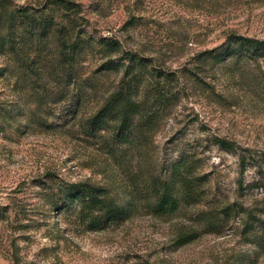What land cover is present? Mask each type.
Instances as JSON below:
<instances>
[{
    "label": "rangeland",
    "instance_id": "374dc122",
    "mask_svg": "<svg viewBox=\"0 0 264 264\" xmlns=\"http://www.w3.org/2000/svg\"><path fill=\"white\" fill-rule=\"evenodd\" d=\"M50 1L0 0V29L19 34L35 26L28 16ZM69 1L83 11L77 32H86V39H117L123 51L147 61L140 95L159 81L171 97L170 109L147 141L125 154L87 140L69 113L61 120L49 117L54 130L0 133V264H264V56L258 62L231 57L220 64L202 58L230 36L264 41V0ZM16 11L24 15L19 18ZM26 45L47 62L55 47L30 40ZM100 62L101 56L88 51L81 63L96 85L87 115L123 76V67L94 74ZM12 67L17 69L15 60ZM6 83L0 80L2 105L18 96ZM23 103L36 109L35 97ZM216 138L232 142L234 149H221ZM187 158L203 179L202 200L171 216L152 214L145 182L150 175L169 181L173 165ZM62 183L107 189L129 217L85 231L45 200L50 185L56 193ZM193 231L196 238L180 244L182 234Z\"/></svg>",
    "mask_w": 264,
    "mask_h": 264
},
{
    "label": "trees",
    "instance_id": "16d2710c",
    "mask_svg": "<svg viewBox=\"0 0 264 264\" xmlns=\"http://www.w3.org/2000/svg\"><path fill=\"white\" fill-rule=\"evenodd\" d=\"M78 7L69 0H51L44 10L28 16L36 22L35 26L23 29L19 34L12 29L5 30L4 26L0 29V56L3 59L0 80L7 82L12 93L18 95L10 103L0 104V133L7 128L14 131L24 128L26 132L35 128L39 131L54 130L56 125L49 122V117L57 114L61 120L69 113L68 119L72 123L77 121L87 140L93 144H105L111 154H125L129 147L147 141V135L159 125L163 114L168 113L171 97L161 83L153 79L146 90L149 92L145 91L141 96L140 82L147 69V61L133 51H123L117 39L105 37L91 41L86 39V32H77V23L85 19ZM54 9L60 14L55 15ZM23 15L19 13V18ZM25 15L28 14L25 12ZM27 40H30V45L44 42L55 46L50 49V61L47 62L46 56L39 58L25 50ZM88 51L101 56L102 62L94 74L104 75L122 67L124 71L114 92L87 115V100L96 86L92 77H85L81 64ZM20 52L22 55H18ZM120 53V59L107 58ZM263 56L264 41L243 36H230L224 46L202 54V58L214 64L227 62L231 57H237L238 61L252 59L258 62ZM13 60L17 62V69L12 67ZM156 77L163 75L156 71ZM27 97H35L36 109L29 110L28 104L24 105ZM26 109L28 113H25ZM215 141L221 149H234V144L228 140L216 138ZM241 163L244 168L245 160ZM170 174L169 181L150 175L145 182L147 203L154 215H174L181 206L200 202L205 194L203 179L197 176L191 159L178 160ZM50 188L46 191L45 200L51 208L59 214L70 215L85 231L103 230L129 217L127 208L101 186L62 183L56 193L52 185ZM195 238L196 231L182 234L180 244Z\"/></svg>",
    "mask_w": 264,
    "mask_h": 264
}]
</instances>
